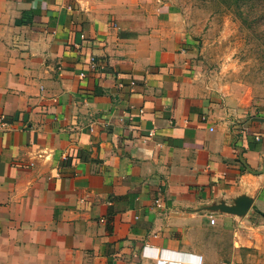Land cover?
<instances>
[{"label":"crops","instance_id":"1","mask_svg":"<svg viewBox=\"0 0 264 264\" xmlns=\"http://www.w3.org/2000/svg\"><path fill=\"white\" fill-rule=\"evenodd\" d=\"M196 44L173 0H0V264H264V105Z\"/></svg>","mask_w":264,"mask_h":264},{"label":"rangeland","instance_id":"2","mask_svg":"<svg viewBox=\"0 0 264 264\" xmlns=\"http://www.w3.org/2000/svg\"><path fill=\"white\" fill-rule=\"evenodd\" d=\"M173 1L197 43L190 68L196 84L210 95L263 106L264 0Z\"/></svg>","mask_w":264,"mask_h":264},{"label":"water","instance_id":"3","mask_svg":"<svg viewBox=\"0 0 264 264\" xmlns=\"http://www.w3.org/2000/svg\"><path fill=\"white\" fill-rule=\"evenodd\" d=\"M252 204V200L247 197H241L235 201L234 206H226L224 204L216 205L211 207V211H220L224 214L243 217L246 215L248 210L250 209Z\"/></svg>","mask_w":264,"mask_h":264},{"label":"built area","instance_id":"4","mask_svg":"<svg viewBox=\"0 0 264 264\" xmlns=\"http://www.w3.org/2000/svg\"><path fill=\"white\" fill-rule=\"evenodd\" d=\"M9 124L8 121L4 117H0V132L7 131L9 129ZM211 223L214 225L215 224V219H211ZM197 258L196 262L197 264H203V259L202 257H195ZM178 264H183L179 262Z\"/></svg>","mask_w":264,"mask_h":264}]
</instances>
